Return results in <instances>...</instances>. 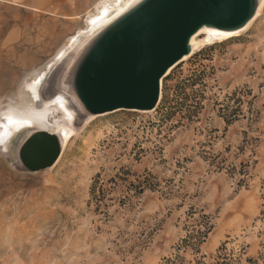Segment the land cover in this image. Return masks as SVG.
Wrapping results in <instances>:
<instances>
[{"label": "rangeland", "instance_id": "1", "mask_svg": "<svg viewBox=\"0 0 264 264\" xmlns=\"http://www.w3.org/2000/svg\"><path fill=\"white\" fill-rule=\"evenodd\" d=\"M100 1L0 0V128L56 93L75 112L49 114L71 136L45 169L20 161L30 128L0 135V264H211L223 244L262 264L264 4L234 36L200 35L154 109L89 114L62 84L78 39L55 56Z\"/></svg>", "mask_w": 264, "mask_h": 264}, {"label": "water", "instance_id": "2", "mask_svg": "<svg viewBox=\"0 0 264 264\" xmlns=\"http://www.w3.org/2000/svg\"><path fill=\"white\" fill-rule=\"evenodd\" d=\"M258 0H139L104 26L74 61L64 88L89 114L156 107L161 80L190 53L202 26L242 28ZM61 152L58 134L32 131L19 147L28 171L50 167Z\"/></svg>", "mask_w": 264, "mask_h": 264}, {"label": "bare ground", "instance_id": "3", "mask_svg": "<svg viewBox=\"0 0 264 264\" xmlns=\"http://www.w3.org/2000/svg\"><path fill=\"white\" fill-rule=\"evenodd\" d=\"M138 1L139 0H101L100 4L98 3L99 5L95 9V12L88 16V20H87L85 28L79 30L76 34H73L70 37L68 43L58 52V54H56L55 57H57L58 55H62L66 51L68 44L78 39L77 44H76V50H74L73 52V57L77 56V54L81 51V49H83L84 46L88 44L89 41L104 26H106L113 19H115L117 16L125 12L127 9H129L131 6H133ZM263 4H264V0H258L257 8H256V12L254 16H256V14L259 13ZM254 16L242 28L237 29V30L226 31V30H220V29L213 28V27L202 26L190 38V41H189L190 53L199 46L201 41L209 43L213 40H217V39L223 40L228 37L236 35L239 31L243 30L244 28L248 26V24L254 18ZM81 33H86V34H84L82 38L80 39L78 38V36ZM202 34L205 35V38H203L200 41L198 37ZM188 55H185V56H188ZM185 56H183V58ZM170 69L171 68H169V70ZM40 82H41V76L39 77L37 76L36 78L32 80V83L29 86L30 89L32 90L34 98L36 100L38 99L39 102H40V99L38 98L39 92H38L37 86ZM72 96L74 98V101L78 104V106H80L77 98L73 94ZM20 110H23V109H20ZM54 112H56L57 114H59L60 117L65 118L69 122H74L75 120V117H74L75 112L70 107L69 102L65 99L64 96L56 93L50 96L46 100L45 103H42V106L39 109L35 108L32 104H30L27 107V111L23 110L19 112H10L7 115H5L4 120H2L1 122L0 135H2V137L4 138H7V134L11 133L10 132L11 130L17 131V130H22L25 128H28V129L30 128L28 131H31V132L34 130H47V131H50V132H53L59 135L60 140H61V148H63L64 144H66V142L69 140V137L71 136L70 135L71 128L69 127V125L64 126L62 123L56 120L51 122V119L49 118L50 117L49 114L51 115Z\"/></svg>", "mask_w": 264, "mask_h": 264}, {"label": "trees", "instance_id": "4", "mask_svg": "<svg viewBox=\"0 0 264 264\" xmlns=\"http://www.w3.org/2000/svg\"><path fill=\"white\" fill-rule=\"evenodd\" d=\"M201 73L202 71L199 73V75ZM189 238H191V236H189ZM260 258L262 260V264H264V253ZM233 262H234L233 255L227 251L225 245L223 244L218 249V254L215 256L214 262L211 264H233ZM163 264H188V263H185L184 257L180 256L179 254H175L170 258H166ZM196 264H200V262L197 261Z\"/></svg>", "mask_w": 264, "mask_h": 264}, {"label": "crops", "instance_id": "5", "mask_svg": "<svg viewBox=\"0 0 264 264\" xmlns=\"http://www.w3.org/2000/svg\"><path fill=\"white\" fill-rule=\"evenodd\" d=\"M64 46H65V45H64ZM64 46H63V47H64ZM61 48H62V47H61ZM61 48H60V49H61ZM60 49H59V50H60Z\"/></svg>", "mask_w": 264, "mask_h": 264}]
</instances>
